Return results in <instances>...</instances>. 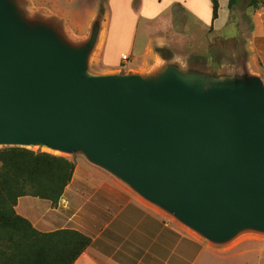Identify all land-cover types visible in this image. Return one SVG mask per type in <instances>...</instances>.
<instances>
[{"label":"water","instance_id":"1","mask_svg":"<svg viewBox=\"0 0 264 264\" xmlns=\"http://www.w3.org/2000/svg\"><path fill=\"white\" fill-rule=\"evenodd\" d=\"M100 26L75 42L0 0V147L80 155L211 246L264 236L262 79L159 53L146 73H97Z\"/></svg>","mask_w":264,"mask_h":264},{"label":"crops","instance_id":"2","mask_svg":"<svg viewBox=\"0 0 264 264\" xmlns=\"http://www.w3.org/2000/svg\"><path fill=\"white\" fill-rule=\"evenodd\" d=\"M33 2V8L27 6L31 14L61 24L66 36L75 42L85 40L92 22L100 17L98 41L90 60L91 68L97 60L98 69L93 70L97 73H146L161 62L157 48L170 51V58H175L179 48L184 55L209 54L211 64H222L220 60L226 58L225 64L240 66L264 82V0H259L256 9L248 7V0H235L231 8L229 0H217L214 20L210 0ZM138 35L141 38L137 39ZM122 55L129 60L123 62ZM77 156L78 160L68 158L75 169L56 207L38 199L43 203L38 208L34 205L37 198L32 197L19 198L15 206L16 213L38 231L74 229L90 237L89 247L74 264H220L226 260L234 264L237 259L242 264H264V242L252 240L224 246L201 243L190 260L178 251L171 259L170 232L154 210L120 182L90 175L86 165L91 164ZM205 252L220 255L218 262L203 255Z\"/></svg>","mask_w":264,"mask_h":264},{"label":"trees","instance_id":"3","mask_svg":"<svg viewBox=\"0 0 264 264\" xmlns=\"http://www.w3.org/2000/svg\"><path fill=\"white\" fill-rule=\"evenodd\" d=\"M212 19L218 2L210 0ZM235 0H229V8ZM259 0H248L256 9ZM162 58H170L157 48ZM75 169L72 160L20 147L0 148V264H74L91 238L74 229L38 231L15 211L19 198L32 197L56 207Z\"/></svg>","mask_w":264,"mask_h":264},{"label":"rangeland","instance_id":"4","mask_svg":"<svg viewBox=\"0 0 264 264\" xmlns=\"http://www.w3.org/2000/svg\"><path fill=\"white\" fill-rule=\"evenodd\" d=\"M26 5L31 8H33V0H25ZM101 11V9H100ZM141 38L140 35H138L139 39ZM140 40L138 41L139 44ZM238 47V46H237ZM167 50V49H165ZM167 52L170 54V57H172L171 52L167 50ZM184 51L180 50L179 48L176 51L175 55V60L177 61V63L181 66V67H185V65L189 68H196L199 69L201 71H205V72H209L211 75L216 74L215 69H218L220 64L216 63H210V57L209 54H207L208 56H196L195 54H185L184 55ZM138 55L137 51L135 52V57ZM136 61V60H135ZM222 64L225 65L226 63V58L220 60ZM133 62V60L129 61ZM97 60L94 59L93 61V69L91 68V70H96L98 69V65H97ZM157 64V63H156ZM150 65H153V63H151ZM130 65L128 64L127 67H129ZM123 67V66H122ZM121 72L125 71V68H121L120 69ZM1 148V147H0ZM30 150L33 151H41V152H47V153H51V154H55V155H60V156H64L66 158H73L74 160H78V156L77 155H71V156H66L63 154H59L57 152H50L49 150L46 149H39L37 147H31L29 148ZM88 167H86V170L89 171L90 175L92 176H109L110 178H112L113 180L117 181L115 178H113L112 176H110L108 173L102 171L99 168H96L92 165H86ZM95 173V174H93ZM118 182V181H117ZM121 184V183H120ZM124 186V185H122ZM124 188L126 190H128L130 193H132L128 188H126L124 186ZM134 194V193H132ZM136 196V195H134ZM139 200H141L143 203H145L149 208H151L152 210H154V213L156 216H158L162 222V225L164 226V228L166 230H168L170 232L171 235V240H172V253H171V259H173L176 255H174L173 253L175 251H178L177 253H179L181 256H185V258L187 260H190L192 257H194V255L196 254V252L199 250V246L200 244H205V245H209L207 242L203 241L199 236H197L194 232H192L191 230H189L188 228H186L185 226H183L182 224H180L179 222H177L175 219H173L172 217L168 216L167 214L161 212L160 210H158L157 208L149 205L148 203L144 202L142 199H140L138 196H136ZM42 201H38V199H35L34 201V205L37 206L38 204V208L42 207L41 203ZM58 205V204H57ZM51 206V205H50ZM52 207V206H51ZM59 214V215H58ZM58 216L63 217V215H61V213H57ZM74 220V219H73ZM57 228V227H55ZM55 228H51V229H55ZM257 241V242H264V238L262 237H257L254 234H243L239 237H237L234 241H232L230 243L231 244H237L240 242H244V241ZM210 246V245H209ZM203 255L208 256V257H212L213 259H216V262H218V258H220V255H216L214 253L211 252H205L203 253ZM223 256H221L222 258ZM232 260H226V261H219L220 264H231ZM243 261H241L240 259H237L235 262H233L234 264H242Z\"/></svg>","mask_w":264,"mask_h":264},{"label":"built area","instance_id":"5","mask_svg":"<svg viewBox=\"0 0 264 264\" xmlns=\"http://www.w3.org/2000/svg\"><path fill=\"white\" fill-rule=\"evenodd\" d=\"M121 60H122L123 62H127V61L129 60V58H128L127 55H122V56H121Z\"/></svg>","mask_w":264,"mask_h":264}]
</instances>
